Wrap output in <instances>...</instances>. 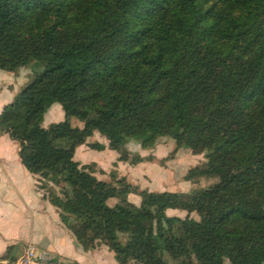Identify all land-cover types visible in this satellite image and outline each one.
<instances>
[{"label":"trees","instance_id":"16d2710c","mask_svg":"<svg viewBox=\"0 0 264 264\" xmlns=\"http://www.w3.org/2000/svg\"><path fill=\"white\" fill-rule=\"evenodd\" d=\"M42 63L1 108L0 133L40 188L59 185L47 198L84 250L98 240L119 264H264V0H0V69ZM51 101L64 119L47 128ZM93 131L129 163L154 157L127 142L171 139L158 162L203 153L184 178L212 181L96 183L102 170L73 158Z\"/></svg>","mask_w":264,"mask_h":264},{"label":"crops","instance_id":"0c3cea01","mask_svg":"<svg viewBox=\"0 0 264 264\" xmlns=\"http://www.w3.org/2000/svg\"><path fill=\"white\" fill-rule=\"evenodd\" d=\"M9 79L7 74L0 71V84H5L3 81ZM12 94L7 95V102H4H10L12 99L9 98L14 96ZM6 103L0 104V110ZM99 137L100 134L93 131L91 135L78 141L73 158L80 163L94 162L105 173L110 168L116 170L117 176L112 180L125 178V163L117 160V151L108 148L105 138L100 142ZM94 141L103 143L101 150L97 149L102 152L98 160L88 159L85 155L91 149L96 150L90 147V143ZM162 144L171 147L173 141L160 138L154 148L148 150L154 155L160 154L164 149ZM39 184V177L26 170L21 163L17 142L7 133H0V256L5 257L9 250L15 252V255L26 245L33 244L77 264H107L100 253L109 255L108 247L101 242H93L84 250L75 241L71 231L61 223L57 208L50 203L47 192ZM46 187L51 189L55 185L48 180ZM168 213H173L172 209H167L166 214L169 215ZM109 256L112 257L111 264L118 263L112 252Z\"/></svg>","mask_w":264,"mask_h":264},{"label":"rangeland","instance_id":"374dc122","mask_svg":"<svg viewBox=\"0 0 264 264\" xmlns=\"http://www.w3.org/2000/svg\"><path fill=\"white\" fill-rule=\"evenodd\" d=\"M43 69V63L36 67L31 66H23L19 67L14 71H7L0 69L1 72L7 74L9 76V80H4L3 82L5 84H0V104L7 102V95L10 93H13L12 95H15L17 91H19L20 87L23 85L24 82H26L33 74V71H40ZM12 99L9 98V100ZM8 100V101H9ZM6 101V102H4ZM1 107V106H0ZM64 119V113L59 103L55 101H51L47 104V107L45 109V112L43 114V121L42 125L44 127H51L58 121H61ZM69 123L72 126H82V121L76 117L68 118ZM99 141H103L104 136L100 135ZM98 141H94L90 143V147H94L96 150H90L88 153H86V157L88 159H97L101 157L102 152L98 151L97 149L101 150V146ZM128 145L126 146V144ZM125 144V147L130 151L134 153H138L142 157L147 156H153L154 159L147 160L143 159L142 161H139L137 163H129L127 161H121V163H125V166L127 169H123L125 176V179H127L132 184L138 186L140 189H146L148 191H174V192H190L198 187L206 186L209 183H211L212 179L210 178H200L198 181H191L184 178L185 173L188 171L189 168L192 166L200 163L204 160L203 153L194 154L188 149H179L172 158H168V160H165L164 165H161L158 160L162 158H167L169 152L172 150L173 146L171 147H165V145L162 144L164 149L161 151L160 154L154 155L151 153V149H143L140 147V145L135 141H129ZM114 150V149H112ZM116 151V150H115ZM118 153V152H117ZM119 156V154H118ZM90 157V158H89ZM118 160V159H117ZM115 166V165H114ZM101 170V169H99ZM108 171L105 172H95V182L99 183L102 181H115L112 180V178L116 177L117 173L116 170H113L112 168L107 169ZM110 171L113 172V176H111L109 173ZM126 172V173H125ZM55 185V184H54ZM51 186V185H50ZM49 186V188H50ZM48 187H45L43 190L48 193L49 190L58 191L59 185H55V187H52L49 189ZM135 197V199H134ZM123 199L130 201L132 203L138 204L141 201V196L133 193H129L122 197ZM136 200V201H135ZM117 201V198H111L108 200L109 204H113ZM173 213H168L169 215H175L179 217H184L186 215V212L179 209H172ZM190 216L197 219L198 216L195 212H191ZM150 232L154 234V227L152 226L150 229ZM95 243L100 242L98 240L93 241ZM92 242V243H93ZM102 243V242H101ZM20 251H18L19 253ZM109 255H111V250L108 248ZM8 255H13L15 252L8 251ZM17 253V254H18ZM103 258L105 259V262L107 264H111V258L106 253L102 254L100 253ZM12 257V256H11ZM114 260V259H113ZM116 263V261L114 260ZM118 264V263H116ZM133 264V263H129Z\"/></svg>","mask_w":264,"mask_h":264},{"label":"built area","instance_id":"2783aa9c","mask_svg":"<svg viewBox=\"0 0 264 264\" xmlns=\"http://www.w3.org/2000/svg\"><path fill=\"white\" fill-rule=\"evenodd\" d=\"M0 264H77L74 261L58 257L49 250L26 245L18 254L9 257L0 256Z\"/></svg>","mask_w":264,"mask_h":264}]
</instances>
